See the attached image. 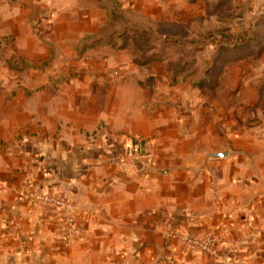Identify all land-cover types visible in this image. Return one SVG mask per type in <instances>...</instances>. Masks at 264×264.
<instances>
[{
  "label": "crops",
  "instance_id": "1",
  "mask_svg": "<svg viewBox=\"0 0 264 264\" xmlns=\"http://www.w3.org/2000/svg\"><path fill=\"white\" fill-rule=\"evenodd\" d=\"M94 2L0 0V14L69 13L76 43L101 31ZM139 78L91 71L0 118V264H264V118L244 131V96ZM44 194L81 207L79 237L31 200ZM174 232L222 242L200 254Z\"/></svg>",
  "mask_w": 264,
  "mask_h": 264
},
{
  "label": "rangeland",
  "instance_id": "2",
  "mask_svg": "<svg viewBox=\"0 0 264 264\" xmlns=\"http://www.w3.org/2000/svg\"><path fill=\"white\" fill-rule=\"evenodd\" d=\"M93 1L105 10L94 19L101 31L76 43L59 25L69 13L0 14V118L35 93L107 71L176 86L182 96L222 86L230 101L244 96V131L254 115L263 120L264 0Z\"/></svg>",
  "mask_w": 264,
  "mask_h": 264
},
{
  "label": "built area",
  "instance_id": "3",
  "mask_svg": "<svg viewBox=\"0 0 264 264\" xmlns=\"http://www.w3.org/2000/svg\"><path fill=\"white\" fill-rule=\"evenodd\" d=\"M31 200L43 205H52L63 211L60 220L64 227V238L66 240H74L80 236L81 230L77 221V216L78 212L82 209L79 205L74 204L70 198L44 194L33 195ZM13 229L16 233L19 231V227H14ZM170 236L179 241L189 251L206 255H213L219 244L222 242L221 237L210 233L201 236H191L174 232Z\"/></svg>",
  "mask_w": 264,
  "mask_h": 264
},
{
  "label": "trees",
  "instance_id": "4",
  "mask_svg": "<svg viewBox=\"0 0 264 264\" xmlns=\"http://www.w3.org/2000/svg\"><path fill=\"white\" fill-rule=\"evenodd\" d=\"M230 51H233V50H230ZM260 52H261V49L257 52V55H259L260 54ZM158 57H156V59H157ZM152 59V58H151ZM151 59H146L145 61H144V63H146V62H148L149 60H151ZM179 74H181L180 72H179ZM178 80L179 79H177V78H172L170 81H171V84L172 85H174L175 83H178ZM199 85H197V86H201V83H198Z\"/></svg>",
  "mask_w": 264,
  "mask_h": 264
},
{
  "label": "water",
  "instance_id": "5",
  "mask_svg": "<svg viewBox=\"0 0 264 264\" xmlns=\"http://www.w3.org/2000/svg\"><path fill=\"white\" fill-rule=\"evenodd\" d=\"M213 157V156H215V157H220V156H223L222 154H217V155H209V157Z\"/></svg>",
  "mask_w": 264,
  "mask_h": 264
}]
</instances>
